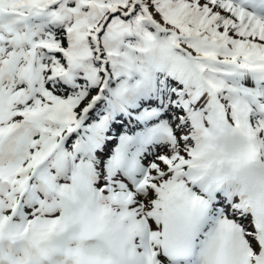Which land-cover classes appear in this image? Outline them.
<instances>
[{
	"label": "rangeland",
	"instance_id": "obj_1",
	"mask_svg": "<svg viewBox=\"0 0 264 264\" xmlns=\"http://www.w3.org/2000/svg\"><path fill=\"white\" fill-rule=\"evenodd\" d=\"M50 1L0 0V104L3 108L7 105L20 108L24 113V115L16 114L1 122L4 126H9L7 128L9 132L7 135H0V163L13 161L20 164L22 174H28L31 182V187L21 192L17 185L9 186L0 181L2 204L0 215L8 214L12 201L21 197L17 205L18 218L30 220L35 215L44 214L59 216L60 210L55 202L65 195H57L53 185L73 187L72 172L82 171L92 178L90 193L95 196L94 191L99 192L98 197L96 196L97 201L106 202L110 191L115 189L132 190L133 196L129 203L124 206L116 205V214H118L116 219L132 229L133 240L138 249L152 248L155 251L154 259L160 264H208L206 259L208 251L204 250L200 256L195 246L202 237L210 236L209 233L217 222L224 225L228 221L234 224L236 233L246 244L250 251V259L253 260L257 246L251 231L252 225L248 216L242 214L236 194L228 196L217 191L206 192L205 184L209 188L210 185L218 182V171L209 172L206 177L201 168L197 171V168L191 166L189 162L196 159L192 157V150L194 151L200 142L197 135L200 127L194 129L191 124L200 119L202 123L208 125V120L204 116L210 114L207 110L211 102L206 99L202 89L204 79L216 89L213 98L217 97L223 103L227 121L232 123V119L236 117L239 121H243L242 114H245L247 118L245 125L253 130L254 146L260 153V159L264 161V68L258 65L260 69L254 70L238 66L243 62L240 55L242 45L248 46L254 40L255 45L261 49L256 47L252 49L261 52L264 50V5L257 0H178L175 5L164 7L163 22L167 27L178 30L179 43L188 48L198 61L201 59V71L194 73L197 75L196 79L192 78L191 70H187L188 65L184 63V58L174 56L178 60L177 72L174 75L178 79L180 77L184 87L173 91L172 96L177 97L174 108L181 111V116L177 111L172 117L166 112L161 114L157 111L155 115H150L151 117L144 121L133 118L129 128L135 129L139 125L145 127L135 129L133 132L123 127L124 131L119 133L117 138L113 136L107 138V134L101 130L104 123L102 117H108L107 121L113 117L107 115V111L99 110L106 103L96 91V85L78 88L80 95L69 98H61L43 88L42 84L47 80V76L45 77L40 64L34 58V49L36 44L40 43L46 44L47 48L57 44L52 40L44 39L33 42L31 32L26 31L24 20L31 14H43V8ZM88 2L94 1L88 0ZM111 4L116 5V2L113 1ZM186 15L194 18L197 27L189 28L190 24L181 23L182 17ZM54 16L57 17V14L55 13ZM215 20L219 22L216 23ZM79 21L80 24L73 22L66 28L69 43L66 47H61L62 49L59 47L68 64H79V60L89 55L91 49L94 50L93 47L89 48L84 40L85 35H89L95 27L94 23L86 24L84 18H80ZM205 28H212V33H207ZM123 29L125 28L118 24L114 27L116 32ZM189 32H193L194 36L189 37ZM162 36L164 42L158 44L155 34H150L149 50L145 48L142 52L143 58L138 62L131 61L129 51L124 52L121 66L115 70L106 92L117 89L120 84L130 87L129 90L142 92L152 80L155 83L159 82V74L156 76L158 69H155L156 63L151 55H155L156 59L155 52L158 56L168 52L166 34ZM7 46L10 47L5 51ZM160 46H165V49L159 48ZM172 48L175 50L174 47ZM201 55H206V58H202ZM84 65L87 66L85 69L87 81L76 78V83L83 82L84 86L87 82L95 83L96 71L92 70V65L88 63ZM125 70L130 73L128 77L123 76ZM51 74L59 75L64 80H73L68 68L61 69L58 65L51 66ZM136 77L141 79V85L133 88V80ZM18 82L22 85L17 86ZM182 84L178 83L176 88ZM8 93H13L15 97L6 100ZM122 94L124 97L125 91ZM182 98L189 101L187 107L180 106ZM148 99L150 96L145 98L146 102ZM110 103L114 109L112 101ZM39 104H44L46 108L33 111ZM88 106V110L84 112L83 110ZM31 108L34 109L30 111ZM140 108H137L135 113ZM82 111L84 119L80 126L67 131L71 120ZM94 111L99 112L98 116L88 121L90 125L86 124L88 115ZM127 112L130 110L128 109ZM115 115L117 116L116 112ZM91 125V131L85 128ZM173 130L176 132L175 138L172 135ZM135 133L143 137L142 141L136 139ZM59 135H64L60 146L32 173L29 172L34 155L43 152ZM37 172L50 176L53 185H50L49 190L44 189L43 180ZM199 172L203 175L201 176ZM138 176H143L146 181L143 185L135 186L134 180ZM179 182L208 201V210L199 224L197 236L193 238L195 245L192 252L199 257L184 260L180 258L171 262L160 250L163 226L161 216L163 199ZM219 187L221 188V184ZM0 247V264H7L3 259V253L8 254L7 256H20L23 259L30 252L35 254L25 242L17 244L2 240Z\"/></svg>",
	"mask_w": 264,
	"mask_h": 264
},
{
	"label": "bare ground",
	"instance_id": "obj_2",
	"mask_svg": "<svg viewBox=\"0 0 264 264\" xmlns=\"http://www.w3.org/2000/svg\"><path fill=\"white\" fill-rule=\"evenodd\" d=\"M246 46L247 45L241 46L242 47L241 48L242 53H240V55L242 56L241 57L242 58L241 60H243L242 63L248 64V65H253V66L254 65H261L264 68V50L262 52L257 50V49L253 50L252 47L254 49H255V47L261 49V47L255 45L254 40H252L251 43L248 44L247 47ZM203 48H205V47H203ZM238 48H239V46H238ZM230 53H232V52H230ZM237 53H239V51ZM236 56H237V54H236ZM225 66H227V64ZM190 69L193 73H195L191 67H190ZM192 72H190V74ZM204 76H206V75H204ZM210 86L212 87V85H210ZM202 89L204 90V93L206 94V99H208V101L211 102L210 104H208V110L206 109L210 114L209 115L207 114L204 116L208 120L207 126H208L209 130H208L207 134H205V135L200 133L201 129L197 133L200 142L198 143V146L195 148V150L194 151L192 150V156H194L195 153H198V152L201 153V157L203 158V161H202V163H200L199 168H201V170L204 171V175L206 177H208L209 172H211V171H218L219 176H220L221 172L225 173V178L223 179L222 186L224 188H226L227 193H231V192L235 193L237 196V199L241 203V206L242 205L244 206L246 199H247V194L244 191L243 184L238 179L237 175L234 172L233 167L230 166V163L228 162V160H226L224 158L220 163L217 161L214 162L212 165H209V163H208V160L210 158V153L212 155L214 153V151L217 150L218 144L222 140V126H218V125H221L222 121L226 117L222 113L221 108H219L217 106V104L215 105L214 103H212V97L216 94V89L214 88L213 91L210 90L208 88L207 84H205V83H204V86H202ZM7 108H11V105H8ZM227 116H229V115H227ZM263 116H264V112H263ZM232 120H233L232 123L234 122L233 124L236 125L235 126L236 129L240 133L248 136V138L250 139L251 145L254 146L255 145L254 133H253L252 129L247 128L245 125V123L247 121L245 114L244 113L242 114V120L243 121H239V119L237 117L233 118ZM98 124H99V122H98ZM97 131H99V130H97ZM8 132H9V130H7L6 135L8 134ZM206 142H208V143L206 144ZM256 156H257V158H260V153H257ZM34 160H35V157H34ZM180 160H183V159H180ZM190 161L195 162L196 160L192 159ZM196 168L198 171V167H196ZM194 172H196V171H194ZM199 173L201 175V172H199ZM144 182H145V180H144ZM43 184H44L45 190H49V188H51V186L48 185L47 181L43 180ZM206 185L207 184L204 185V189H207ZM73 186L78 190V197L76 199H70L65 195L63 197H59L58 200H56V202H55L57 204V208H59V210H60V215H59L60 219H61L60 230L56 233L49 235L48 237L43 239V241L39 244V248L43 249V251L46 253V255H49V260H46L45 257L41 256L38 252V249L33 245V243L31 241H29V239H26L23 242L28 244L30 250L35 253V254H33L30 252L28 255H26V257L24 259L26 264H74L73 260H70L66 256L58 254L56 252V249L65 248L67 245H69V243H72V245H79V247L81 248V251L84 253H94L95 252L94 254L108 255L109 249L104 244V242H102L96 238H93L91 240L83 238L81 236V232H80L78 226L76 224H74L73 221L66 219V215H69L72 213V210H74V206L79 201H82L84 199H89L91 197H96V196L98 197V195H99L98 191H94L95 196L91 195V193H90L91 182L89 183L88 189H83L81 187L76 186L75 184H73ZM130 200H131V198H130ZM201 200H203V199L201 198ZM203 202L205 203L204 200H203ZM14 203H15V201H12V205H11L12 207L14 206ZM126 203L127 202H122L120 204L125 205ZM1 205L2 204L0 202V206ZM238 205H240V204H238ZM13 215L16 217L19 214L16 211ZM132 217H133V215H132ZM161 220H162L163 224L166 223V217L161 216ZM225 231H226V224L224 223V225H223L222 223L217 222L214 225V227L212 228L211 232L209 233L210 234V236L208 235L209 238L202 237V239L198 242V244H196V248H197L200 256L202 255V252L204 250L208 251V253H207L208 256L206 257L208 264H214V259H215L217 250L221 244V237L225 233ZM251 231L254 233L253 235L256 236L257 230L254 227H252ZM233 239H234L235 245L239 244L242 246V249H241L242 252L247 249L246 244L240 239L239 235L236 233V230H234V232H233ZM203 240H205V242H203ZM18 242H22V241H17V242H13V243L18 244ZM66 242H68V243H66ZM226 243L227 242H224V244H226ZM14 247H16L15 244H14ZM13 250H14V248H13ZM0 251H1V247H0ZM3 255H7V254L3 253ZM187 256L189 258H193L195 256H198V254L196 255L194 252H189ZM196 260H197V258H196Z\"/></svg>",
	"mask_w": 264,
	"mask_h": 264
},
{
	"label": "trees",
	"instance_id": "obj_3",
	"mask_svg": "<svg viewBox=\"0 0 264 264\" xmlns=\"http://www.w3.org/2000/svg\"><path fill=\"white\" fill-rule=\"evenodd\" d=\"M83 0H51L46 7H44V13L41 15H36L30 17L27 21L30 31L32 32L33 38L37 40H52L57 44L58 47H63L67 45L69 38L65 34V27L72 24L73 20L76 18H85L86 23H95L98 18L104 16V22L101 30L97 33L96 41L97 43L91 41L89 35H85V41L88 43L89 47H97V49L105 56L106 66L110 70H114L117 66H111L112 63L115 64L114 59H121L122 53L128 50L129 46H134L141 41V33L144 30L150 29L144 19L142 18V12L138 5L130 9L129 13L123 14L119 10L113 11L116 5H112L113 1L116 0H101L107 5H102L99 7L95 2H84ZM95 1V0H91ZM127 1V0H120ZM151 9L156 13L157 16L164 19L165 8L170 5H175L178 0H146ZM111 4V5H109ZM109 5V6H108ZM165 7V8H164ZM57 14V17L53 14ZM185 23L190 24L189 28L197 27L194 23V18L190 15H186ZM216 23L219 20H215ZM123 27L125 29L116 32L114 27L116 25ZM207 33H212L213 29L205 28ZM114 33H117L114 35ZM10 47V46H9ZM5 47L6 49L9 48ZM114 47L117 48V54L109 52ZM132 54L137 55V51L133 48L131 50ZM94 54H90L82 62L77 65L72 71L76 78H84L82 74L86 71L84 63L92 65V67H97L98 61H95ZM35 60L40 64L42 72L45 77L51 71V66H64L65 60L60 49H49L45 44H39L34 50ZM43 82V88L54 92L55 94L62 97H72L75 96L77 92L76 89L84 87V83H76V85L69 84L60 78V76H53L46 78ZM111 80V79H109ZM110 83V82H109ZM172 82H168L171 85ZM175 83V82H174ZM22 85L18 82L17 86ZM173 85V84H172Z\"/></svg>",
	"mask_w": 264,
	"mask_h": 264
}]
</instances>
